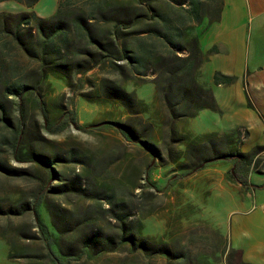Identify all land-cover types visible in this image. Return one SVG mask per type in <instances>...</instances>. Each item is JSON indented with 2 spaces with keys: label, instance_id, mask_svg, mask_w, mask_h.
<instances>
[{
  "label": "rangeland",
  "instance_id": "obj_1",
  "mask_svg": "<svg viewBox=\"0 0 264 264\" xmlns=\"http://www.w3.org/2000/svg\"><path fill=\"white\" fill-rule=\"evenodd\" d=\"M87 1L68 0L60 18L68 25L70 17L85 16ZM152 3L170 11L164 0ZM208 3L209 8L215 5L203 0L201 7ZM144 21L126 39L134 46L136 39L146 37L143 42L153 43L155 54L163 57L149 63L143 75L134 74L122 59L113 69L106 62L75 72L90 65L96 54L92 44L79 38L61 46V58L49 54L50 60L44 62L47 77L33 90L43 100L46 116L32 94L19 100V110L17 96L5 95L0 81V117L4 114L9 120L5 124L0 119V264H229L231 256L223 245L227 213L241 200H254L248 194L241 200L231 196L214 187L212 177L202 175L203 160L226 150L225 143L216 136H198L211 125L208 115L168 113L163 101L166 87L161 91L163 84L157 86L166 74L159 72L164 64L180 61L185 51L167 52L155 34L143 31L153 19ZM94 23L102 34L107 23ZM24 31L33 38L38 35L33 24ZM100 38L104 40L103 35ZM10 45L14 48L13 42ZM30 55L16 50L11 58L15 70L37 77V59ZM62 59L69 64L67 84L50 70ZM195 75L194 80L206 87L199 73ZM117 85L129 94L126 102L105 89ZM179 88H167L172 100ZM110 119L131 126L155 151L104 123ZM10 129L19 130L16 155L10 149ZM6 138L8 143L2 141ZM32 152L47 156L50 169L33 159ZM189 163L191 168L184 167ZM55 185L61 191L52 192ZM37 200L43 211L48 208L44 220L55 233L45 235L36 225L30 206ZM115 213L126 216L136 238L146 240L147 249H129L124 243L88 255L81 249V235L117 234ZM159 243L170 253L151 252ZM50 248L57 255L54 259Z\"/></svg>",
  "mask_w": 264,
  "mask_h": 264
},
{
  "label": "trees",
  "instance_id": "obj_2",
  "mask_svg": "<svg viewBox=\"0 0 264 264\" xmlns=\"http://www.w3.org/2000/svg\"><path fill=\"white\" fill-rule=\"evenodd\" d=\"M23 1L30 4L34 0ZM152 1L153 0H88L87 14L85 16L76 15L70 17L71 21H69L68 24L70 26L60 18L64 10L67 9L68 0H59L55 13L49 17H39L33 11H22L18 13L1 11L0 81L2 82L3 93L5 95L17 96V104L20 103L19 100H24L27 96L32 94L34 100L39 105L41 113L46 116L43 100L39 95L33 93V90H35V88L47 77L48 70L45 68L44 62L50 60L49 54L53 55V59L61 58L62 54H58L61 46L72 39L78 38L87 44H92L96 50V54L95 58L90 62V65L88 64L85 65V67L82 66V68L75 69V72L90 68L94 64L106 62H109L113 69L116 68V60L122 59L125 61L127 68L134 74H145V70L150 67L149 63H153V61L157 62V59L159 60V58L163 57V53L157 52L155 54L156 50L152 47L153 43L147 44L143 42L146 37L141 40L136 39L134 46L129 43L128 39L135 34L137 25L145 23L144 19L150 18L151 20L153 19V21L143 26V31L155 34L164 45L167 52L173 54L175 52L185 51L180 57V61L175 62L173 65L164 64L163 70L159 72L166 74L162 83H159L157 86L160 87V85L163 84V86L160 87L161 91L166 87L164 100L161 99L166 104L168 113H170L172 117L180 115L189 116L193 115L196 110L201 107H211L213 100L210 90L194 80V75H198L199 73L202 55L197 43V37L193 33V24L191 22L197 21L200 18L203 0H164L167 6H169L170 11H168V9L159 10L154 6ZM217 12L214 15L215 18L217 17ZM96 21L107 23L102 29V34L100 30H96L97 25L94 23ZM32 24L38 32V35L34 38L33 35L26 34L24 31V29H27L29 26L31 27ZM102 35L104 36V40L100 38ZM10 42L14 43V48L11 47ZM15 47L18 52L31 54L30 56L37 59V77H29L28 73L15 70L17 66L16 61L11 58L16 53V50L13 51ZM63 59L61 62H57L54 67L49 68L52 76L60 77L63 83L67 84L68 78L66 77L69 75V64L67 63L68 61L63 62ZM8 68L10 72L6 73ZM9 76H11V78H9ZM26 76L28 80H25ZM181 76L183 77L181 80L176 79ZM212 77L214 82L225 84L231 82L233 79L232 75L223 74L219 71H215ZM173 86L180 87V93L172 100L171 96L173 94L167 92V88H169L168 91H171L170 87ZM105 89L111 96L116 97L122 103L128 100L127 97L129 94L124 92L120 85L107 86ZM124 104L127 105V103ZM18 108L21 110V103L18 105ZM262 116L264 118V115ZM0 119L8 124V117L4 114H2ZM104 123L113 126L126 139L135 141L139 145L155 151V146L151 142L139 138L133 128L126 123L116 119L106 120ZM10 131L11 134L9 138L12 139L10 141V149L13 151V154L16 155V141L19 130L16 133L11 129ZM238 132H242V130L239 129ZM207 135L215 137L213 134H198V136ZM216 137L222 140L225 146L227 141L231 139L230 135L225 134ZM9 138L2 141L8 143ZM262 148L263 146L261 145H255L248 151H241L236 146L231 148L226 147V150L204 159L203 164L213 159L229 158L233 165L230 177L240 183H245L247 169L250 165L256 166L261 157L255 156V154ZM31 156L38 162L48 165V157L44 154L32 152ZM184 167L189 169V167L191 168L192 166L189 163ZM51 188L52 192L61 191L58 185L52 186ZM39 203L40 201L37 200L30 206L35 216L36 225L45 235L51 232L55 233L54 226L46 223L44 220L45 215L48 214V208H45L43 211ZM28 208V205L25 206V209ZM113 216L118 221L119 232H117V234L102 233L101 235L90 232L87 235H81L80 245L83 251H86L89 255L113 250L119 244L124 243H127L129 249H134L139 246L142 250L147 249L148 244H145L146 240L143 238H136L135 234L132 232V227L125 221V215L115 213ZM50 249L52 254L51 257L54 259V256L56 257L57 255L53 252V248ZM151 252L168 254L170 250L165 244L159 243ZM232 254L234 255V252L230 250L229 256ZM11 256L14 255H10V257ZM227 261L230 264V257ZM208 263L212 264V262ZM236 264L250 263L238 258Z\"/></svg>",
  "mask_w": 264,
  "mask_h": 264
},
{
  "label": "crops",
  "instance_id": "obj_3",
  "mask_svg": "<svg viewBox=\"0 0 264 264\" xmlns=\"http://www.w3.org/2000/svg\"><path fill=\"white\" fill-rule=\"evenodd\" d=\"M58 1L34 0L27 4L23 0H0V12L33 11L39 17H49L55 13ZM207 1L215 5L209 8L208 3L200 9V18L191 23L202 55L199 77L210 90L213 103L187 117L208 115L211 125L198 134L230 135L227 148L263 146L255 154L261 159L247 169L245 183L230 177L233 165L229 158L213 159L200 169L204 177L213 178L212 185L219 190L240 200L248 194L254 200H241L227 213L223 245L225 251L234 252L230 264H236L238 258L264 264V0ZM215 71L232 75V81L214 82ZM235 131L240 133L238 141L234 139ZM245 148L240 150H249Z\"/></svg>",
  "mask_w": 264,
  "mask_h": 264
}]
</instances>
